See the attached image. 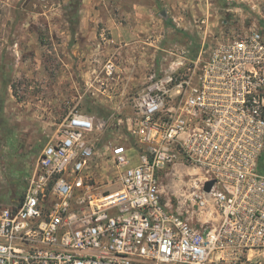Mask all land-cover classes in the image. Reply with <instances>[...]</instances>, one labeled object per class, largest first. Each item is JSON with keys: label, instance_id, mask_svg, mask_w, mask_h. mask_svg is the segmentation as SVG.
Instances as JSON below:
<instances>
[{"label": "built area", "instance_id": "obj_1", "mask_svg": "<svg viewBox=\"0 0 264 264\" xmlns=\"http://www.w3.org/2000/svg\"><path fill=\"white\" fill-rule=\"evenodd\" d=\"M182 52L134 97L126 142L100 148L107 120L64 119L0 204V264L264 260V24ZM170 171L188 177L177 203Z\"/></svg>", "mask_w": 264, "mask_h": 264}, {"label": "rangeland", "instance_id": "obj_2", "mask_svg": "<svg viewBox=\"0 0 264 264\" xmlns=\"http://www.w3.org/2000/svg\"><path fill=\"white\" fill-rule=\"evenodd\" d=\"M255 22L264 0H0V204L23 191L71 112L109 122L98 147L126 142V112L155 71ZM161 182L166 200L185 198L188 177Z\"/></svg>", "mask_w": 264, "mask_h": 264}, {"label": "water", "instance_id": "obj_3", "mask_svg": "<svg viewBox=\"0 0 264 264\" xmlns=\"http://www.w3.org/2000/svg\"><path fill=\"white\" fill-rule=\"evenodd\" d=\"M161 15H162L166 20L169 19L168 11H167L166 9H164V10L161 11ZM213 184H214V181H209V182H207L206 185H205V189H206L207 191H209V190L212 188Z\"/></svg>", "mask_w": 264, "mask_h": 264}, {"label": "crops", "instance_id": "obj_4", "mask_svg": "<svg viewBox=\"0 0 264 264\" xmlns=\"http://www.w3.org/2000/svg\"><path fill=\"white\" fill-rule=\"evenodd\" d=\"M138 80V83L144 82L146 78V72L143 70L142 72L138 73V75L135 76Z\"/></svg>", "mask_w": 264, "mask_h": 264}, {"label": "trees", "instance_id": "obj_5", "mask_svg": "<svg viewBox=\"0 0 264 264\" xmlns=\"http://www.w3.org/2000/svg\"><path fill=\"white\" fill-rule=\"evenodd\" d=\"M167 20H169V19H167Z\"/></svg>", "mask_w": 264, "mask_h": 264}]
</instances>
